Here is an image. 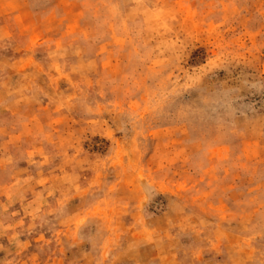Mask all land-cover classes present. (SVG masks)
Wrapping results in <instances>:
<instances>
[{"label":"rangeland","instance_id":"obj_1","mask_svg":"<svg viewBox=\"0 0 264 264\" xmlns=\"http://www.w3.org/2000/svg\"><path fill=\"white\" fill-rule=\"evenodd\" d=\"M0 264H264V0H0Z\"/></svg>","mask_w":264,"mask_h":264}]
</instances>
